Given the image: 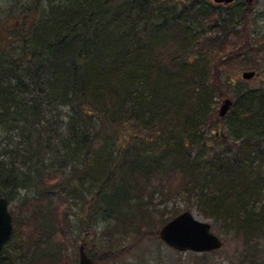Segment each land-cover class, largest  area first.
Instances as JSON below:
<instances>
[{"label":"trees","instance_id":"trees-1","mask_svg":"<svg viewBox=\"0 0 264 264\" xmlns=\"http://www.w3.org/2000/svg\"><path fill=\"white\" fill-rule=\"evenodd\" d=\"M10 10L15 21L0 20V196L15 227L0 264H69L56 235L74 204L89 254L102 264L90 230L104 223L114 239L103 252L117 260L132 248L118 236L157 237L181 212L165 216L178 197L242 243L232 264H264V80L234 81L216 120L211 79L231 60L264 75L251 3L20 0Z\"/></svg>","mask_w":264,"mask_h":264},{"label":"rangeland","instance_id":"rangeland-1","mask_svg":"<svg viewBox=\"0 0 264 264\" xmlns=\"http://www.w3.org/2000/svg\"><path fill=\"white\" fill-rule=\"evenodd\" d=\"M20 0H0V20L3 23H7L14 19V13L16 11H11L10 7L13 5H17ZM173 1H185V0H173ZM214 2V0H210ZM251 7L254 10V13L251 17V23L249 28L257 33L264 32V0H253L251 3ZM10 12V14H9ZM216 69L211 72L212 82L217 86L218 96L216 97L215 103V119L219 120L221 117L219 111L222 106L224 100L226 98H231L234 101V81L238 82V79L242 78V73L245 70H252V68H247L242 64L240 60H231L228 62L223 61V63L219 65H215ZM256 71L258 69H255ZM260 69L257 71V75L251 79H249L250 86L260 85L264 80V75L260 74ZM231 81V83H229ZM225 119L223 118V121ZM221 121L224 125L227 122ZM226 128H221L218 126H214L213 131L220 135L225 132ZM206 131V130H205ZM208 134L211 135V130H208ZM161 178L167 180V175L159 174ZM160 178L154 179L152 184L158 182ZM174 183V182H173ZM23 191H21V195ZM158 197V196H156ZM56 206H60L62 209H66L69 206V202H62L58 198H54ZM16 202H20L16 200ZM14 202L15 204H17ZM13 206V205H12ZM160 209H163L162 207ZM180 209L181 212L184 210H191L195 212L199 217L204 220H208L213 225V231L217 233L224 240L223 246L214 251L209 252H193V251H180L169 245H167L159 236V231L161 227L164 225H160L158 227V236L155 238L148 237L144 238L140 241V243H135V245H131V243L135 242L132 238L123 239L120 235L118 236V242L122 245H130L131 249L125 251L122 255L119 256L117 260L110 261L107 259V255L103 250L106 248L107 241L113 240V236L107 233L104 230V223H100L94 229L90 230L91 235H93L92 241L90 240V245L92 251L101 259L102 264H232L233 260L238 259L241 255H243V246L238 239H236L232 234L225 232L220 226L214 225L212 218H206L203 214L198 210V207L193 203L189 202L182 197H178L177 199H173L169 203V207L167 212H165V216H170L174 211ZM76 206L75 204L70 207V218L72 221V225L66 227V232H58L56 238L62 240L64 246L67 249L68 255L71 260H69V264H72V260L76 258L75 263L77 264L79 261V246L84 241L82 239V234L79 232V229L75 226V223L81 222L75 214ZM176 215H173V218ZM169 219V220H170ZM142 226L145 227L144 232L147 230L148 223L141 222ZM93 231L95 233H93ZM90 235V236H91ZM89 236V239H90ZM123 239V240H122ZM94 241V242H93ZM77 244V245H76ZM88 246V244L86 243ZM260 249H261V257L264 260V238L260 240ZM88 250V249H87Z\"/></svg>","mask_w":264,"mask_h":264},{"label":"water","instance_id":"water-1","mask_svg":"<svg viewBox=\"0 0 264 264\" xmlns=\"http://www.w3.org/2000/svg\"><path fill=\"white\" fill-rule=\"evenodd\" d=\"M217 2H231L232 0H215ZM252 2V0H248ZM256 70H245L244 79H251L256 75ZM233 101L226 98L220 107V115L224 116L229 111ZM13 216L9 210L7 197H0V254L13 234ZM160 238L169 246L181 251L207 252L220 248L223 245L221 237L212 231L208 220L199 217L191 210H185L168 220L159 231ZM78 264H96L89 255L84 244L79 247Z\"/></svg>","mask_w":264,"mask_h":264}]
</instances>
